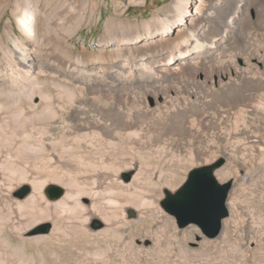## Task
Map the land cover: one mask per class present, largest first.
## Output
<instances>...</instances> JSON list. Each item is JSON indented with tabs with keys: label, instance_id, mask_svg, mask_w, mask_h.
Wrapping results in <instances>:
<instances>
[{
	"label": "rangeland",
	"instance_id": "rangeland-1",
	"mask_svg": "<svg viewBox=\"0 0 264 264\" xmlns=\"http://www.w3.org/2000/svg\"><path fill=\"white\" fill-rule=\"evenodd\" d=\"M21 2L0 0V85L22 114L18 128L0 134V166L14 173L0 184V264H264V0H186L181 24L172 22L178 0H29L31 39L17 25ZM11 38L23 42L26 66ZM26 143L39 157L24 155ZM218 158L233 170L217 179L232 181L229 216L217 238H198L159 201L163 188ZM23 172L26 182L43 178L42 197L47 185L75 181L82 205L116 225L90 232L66 212L60 234H19L11 229L18 217L24 225L37 212L54 219L61 199L19 209L26 197L12 193L28 186L19 184ZM133 178L141 183L132 191Z\"/></svg>",
	"mask_w": 264,
	"mask_h": 264
},
{
	"label": "bare ground",
	"instance_id": "bare-ground-1",
	"mask_svg": "<svg viewBox=\"0 0 264 264\" xmlns=\"http://www.w3.org/2000/svg\"><path fill=\"white\" fill-rule=\"evenodd\" d=\"M22 2H21V4L22 5H24V7L22 8V6H18V4H17V6L18 7H21V8H19L18 10H17V12L16 13H18V17H17V25H18V27L20 28V30L23 32V34L26 36V38L27 39H31V38H33L34 37V27L32 26V20L34 19V18H36V17H34L35 16V11H36V9L37 8H35L34 6V8L33 7H31V5H30V3H28V1L29 0H21ZM49 1V0H48ZM56 1H58L59 2V5L60 6H62L63 5V3H64V1L63 0H56ZM77 2V1H76ZM79 2V1H78ZM36 3H37V1H36ZM83 2H79L78 4H82ZM85 3V2H84ZM34 3H32V5H33ZM57 4V3H56ZM62 4V5H61ZM65 4V3H64ZM35 5V4H34ZM187 2H186V0H178V2H177V4H176V7H175V9H174V11H175V13H174V16H173V18H172V22H174V23H177V24H181L182 23V21L185 19L184 17H183V15L187 12ZM37 6V5H36ZM58 6V5H57ZM59 6V7H60ZM75 6V5H74ZM17 7V8H18ZM69 7V6H68ZM76 7V6H75ZM64 8V7H63ZM72 8H73V6H72ZM80 8H82V7H80ZM79 8V9H80ZM58 9H60V8H57V10ZM71 9V8H70ZM75 9V8H74ZM85 9H86V6H85ZM66 10H68V9H66ZM73 10V9H72ZM40 11V10H39ZM74 11V10H73ZM81 11V10H80ZM86 12H87V10H86ZM75 13V12H74ZM38 14V13H37ZM41 15V14H40ZM80 15V14H79ZM37 16V15H36ZM82 16V15H81ZM83 16H84V13H83ZM44 17V16H43ZM80 17V16H79ZM39 18V17H38ZM48 19V18H47ZM43 20V19H42ZM50 21V20H49ZM35 22V21H34ZM40 22V21H39ZM39 22H37V23H39ZM46 22H48V21H46ZM50 25V24H49ZM142 26H145V24H143ZM112 27H113V25H112ZM114 27H115V25H114ZM113 27V28H114ZM10 42H11V45L13 46V48H14V50L13 51H15L16 53H17V59L23 64V66H26V63H28V61H27V55H26V50H25V47H24V44H23V42L21 41V40H19L18 38H11L10 39ZM195 48H198L197 46H195ZM1 49H3L4 50V52L3 53H5V56H6V58H8V57H11V54H12V50H11V48L8 46V45H4L3 47H1ZM7 60V59H6ZM28 66V65H27ZM24 68L25 67H23V69L22 70H24ZM17 71V70H16ZM21 73H24V72H21ZM10 74V73H9ZM18 74V73H17ZM26 74V73H25ZM221 75H223V73L222 72H218L217 73V77H219V76H221ZM7 76V75H6ZM11 76V75H10ZM7 78V77H6ZM19 78V77H18ZM11 79V78H10ZM8 80V79H7ZM9 83V82H8ZM6 84V83H5ZM3 86H6V85H0V90H3V91H5V93H3V92H0V134H3V133H5V132H7L8 131V129H9V127H10V125H11V127L14 129V128H18V126L17 125H19V124H17L16 125V123H17V118H18V116H21L22 114H21V110H17V109H15V106L12 104V101H10V91H6V90H8V89H6L5 87H3ZM8 86V85H7ZM10 86V85H9ZM24 91V90H23ZM22 93V96H23V98H25L26 100L28 99V100H30V99H32L35 95H34V92L32 91V90H28V91H24V92H20V94ZM12 94V93H11ZM11 100H12V98H11ZM47 102V101H46ZM47 104V103H46ZM49 106V105H48ZM48 106H45V107H42L41 109H42V111L43 112H48V110H49V107ZM15 110V111H14ZM45 110V111H44ZM34 111V110H33ZM36 112V111H35ZM35 115H33V116H37L38 114H36V113H34ZM40 115V114H39ZM33 116H30V117H25V116H23V118H24V120H25V122H27V121H29L30 119H31V117H32V119H33ZM41 117V116H40ZM43 117L44 116H42V118H40V119H43ZM20 118V117H19ZM18 121H19V119H18ZM11 127H10V129H11ZM118 126H116L115 125V132H117V130H118ZM150 130L151 129H146V131H145V133L147 132L148 134L149 133H153V131L152 132H150ZM134 135V134H133ZM152 135V134H151ZM150 136V135H149ZM24 138V137H23ZM28 138H29V136L28 137H25V140H28ZM148 138V137H147ZM15 142V141H14ZM27 145H24V147L23 148H25V151H24V155H26L28 158H30L31 160H34V159H36L37 157H39L38 156V154H39V152L37 151V149H36V147L34 148L33 147V145H30L29 143H26ZM1 145V144H0ZM21 146V145H20ZM47 147V146H46ZM39 149V148H38ZM67 153V152H66ZM1 167V171H3V173H1L0 172V178L2 179V182L0 183L1 184V186H6L7 185V179L10 181L11 180V177H14V173H13V171H12V169L10 168V165L7 163V162H4L3 161V163H2V166H0ZM233 170L231 169V167H229V166H227V167H223V168H218L216 171H215V177H216V179H219V180H222V179H224V178H227L228 176H230L231 175V173H233L232 172ZM132 172V171H131ZM44 175V174H43ZM38 176V175H37ZM6 177V181L4 180V178ZM27 175H26V173H22L21 175H20V179H21V181H20V183L19 184H21V183H27L28 184V186L27 187H29L30 188V193L26 196V200H25V202H24V204H17V207L19 208V209H21L22 207L24 208V207H26V206H34L35 204H37V203H39L44 197H45V195H44V189L46 188V187H48V186H50V185H53V184H50V185H47L46 187H44V189H43V195H44V197H42V195H41V190H42V187H43V184H44V182L45 181H43L41 178H34L33 177V180L31 181V182H26V181H29V180H27ZM85 177V176H84ZM105 177V176H104ZM103 177V178H104ZM139 177V176H138ZM110 179V176L108 177H106L105 179ZM104 179V180H105ZM112 179V178H111ZM4 180V181H3ZM141 180V179H140ZM139 182V178H133V182H131V190L133 191L134 189H135V185L137 184ZM77 183V182H76ZM139 183H141V182H139ZM144 183V182H143ZM67 188L65 189V190H63V188H61V187H59V186H57V187H59V188H61L62 190H63V195L61 196V197H59V198H57V200L58 199H60V201H57V203L54 205V207H55V213L53 212L52 214L54 215L53 217H54V219H50L49 218V216L48 215H51V214H49L48 213V215H46L45 214V212L42 214V213H40V212H37L36 214H32V216H31V218L29 219V221H28V224L26 225H24V222H23V220L22 219H18V218H20V217H18L17 218V220L15 219V218H13V219H15L16 221H14V223L13 224H11V229L13 228V229H16L18 232H20L19 234H22L25 230L27 231L28 229H29V232H28V235H29V233H30V231H31V229H33L36 225H38V224H40V223H45V222H49L50 224H51V230L50 231H53V235H57L58 233L60 234V232H62V227H64L63 225H64V223H62V217L61 216H63V215H65V213L67 212V213H69L71 216H74L73 218L75 219V218H77V216L79 217L78 219H77V222H78V220L80 219V216H81V223H82V225L84 224V223H86L87 222V224H86V228L88 229V231H90V232H97V231H100V230H102L103 229V231H104V229L106 230V232H110L111 230H112V228H113V226L114 225H116L115 224V222L111 219V217H102V219L101 218H99L98 216L99 215H94V212L96 211H91L90 210V206H88V208L87 207H85V204L84 205H82V202L80 201V199H81V195H79V194H77L76 192H75V188H76V184H75V181H73V180H69L67 183ZM114 185V184H113ZM138 186H139V184H137ZM141 185V184H140ZM143 186V185H142ZM98 187V186H97ZM4 188V187H3ZM22 188V187H21ZM96 188V187H95ZM94 188V189H95ZM104 188L105 189H103V190H107V192L108 191H110V189H111V187H110V185L108 186V184L106 185V186H104ZM20 189V188H19ZM18 189V190H19ZM136 189H137V187H136ZM150 189V188H149ZM151 190H152V188H151ZM17 191V190H16ZM16 191H14V192H16ZM94 191V190H93ZM154 191V190H153ZM171 191V190H170ZM173 191V190H172ZM13 192V193H14ZM111 192V191H110ZM114 192V191H113ZM13 193H12V197H13ZM100 193V192H99ZM96 194H98V192H97V190L96 191H94L93 193H92V198L90 199V198H86V199H90V202H91V207H93V206H95V201L93 200L94 198V196L96 195ZM99 195V194H98ZM98 195H96L97 197H98ZM101 195V194H100ZM95 196V197H96ZM15 200H18L19 201V199H17V198H15V197H13ZM46 198V197H45ZM44 198V199H45ZM22 200V199H21ZM48 199L46 198V200L44 201V202H46L47 203V205L49 206V202L48 201H51V200H48ZM54 201H56V200H54ZM84 203H85V201H83ZM146 202L147 201H145V200H142L141 202H140V206L142 207L144 204H146ZM20 203V202H19ZM38 205V204H37ZM151 205V204H150ZM227 205V204H226ZM51 207H52V205H50ZM125 207V206H124ZM123 207V208H124ZM143 207H146V205L145 206H143ZM28 208V207H27ZM30 208V207H29ZM97 208V207H96ZM13 209V208H12ZM11 209V210H12ZM15 209V208H14ZM39 209H41V208H39ZM47 210L48 209H51L50 207L49 208H46ZM94 209V208H93ZM227 209H228V207H227ZM15 210H17V209H15ZM44 210V209H43ZM54 210V209H53ZM131 210V209H130ZM129 210V211H130ZM51 211V210H50ZM131 211H133V210H131ZM230 211V210H229ZM17 212V211H16ZM127 212H128V210H127ZM127 212H126V217H127ZM134 212V211H133ZM47 213V212H46ZM11 214V213H10ZM13 214V213H12ZM65 216H67V215H65ZM137 216V215H136ZM23 217H24V215H23ZM26 217V216H25ZM1 218V217H0ZM27 218H28V216H27ZM49 218V220H46V219H48ZM64 218V217H63ZM12 219V220H13ZM65 219V218H64ZM67 219V218H66ZM129 219V218H128ZM8 220V219H7ZM67 221V220H66ZM76 221V220H75ZM74 221V222H75ZM71 221H69L68 223H70ZM93 222H97V223H99V224H101L102 225V228L101 229H99V230H93L91 227H90V225L93 223ZM71 224V223H70ZM66 228V227H65ZM111 229V230H110ZM85 231V230H84ZM191 235H190V241H192V242H195L194 241V238H195V236H199V234L195 231V230H191V233H190ZM30 236V235H29ZM40 236V235H39ZM200 237V236H199ZM34 238H35V236H34ZM37 238V237H36ZM225 240H227V233H226V231H224L223 233H222V241H225Z\"/></svg>",
	"mask_w": 264,
	"mask_h": 264
},
{
	"label": "water",
	"instance_id": "water-1",
	"mask_svg": "<svg viewBox=\"0 0 264 264\" xmlns=\"http://www.w3.org/2000/svg\"><path fill=\"white\" fill-rule=\"evenodd\" d=\"M223 164L224 159L218 158L210 164L191 168L176 189H162L159 207L174 218L178 229L194 226L199 230L200 237L205 239H215L220 235L222 222L229 216L226 204L232 189L231 180L219 182L215 177V171ZM133 173L132 171L122 174L121 181L128 183ZM29 193L30 188L23 186L13 193V197L21 200ZM44 195L48 200L54 201L63 195V190L56 185H50L44 189ZM136 217L135 212H127V218ZM90 227L99 230L102 225L93 222ZM50 230L49 222L40 223L31 229L29 235H47Z\"/></svg>",
	"mask_w": 264,
	"mask_h": 264
}]
</instances>
